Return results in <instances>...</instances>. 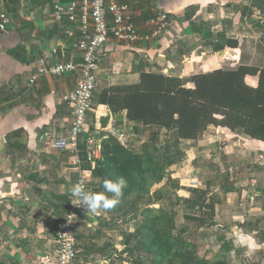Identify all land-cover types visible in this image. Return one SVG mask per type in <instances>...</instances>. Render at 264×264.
<instances>
[{
	"label": "crops",
	"instance_id": "1",
	"mask_svg": "<svg viewBox=\"0 0 264 264\" xmlns=\"http://www.w3.org/2000/svg\"><path fill=\"white\" fill-rule=\"evenodd\" d=\"M74 1L80 3L0 0V15L9 19L6 29H0V264H56V232L79 175L68 143L73 110L62 97L77 88L81 75H44L31 85L29 80L45 55L52 63L81 61L75 48L81 35L78 23L55 17L57 4ZM119 1L130 5L142 33L151 32L147 21L161 13L168 14L170 25L149 41L120 42L111 36L98 54L97 93L106 85L136 83L142 72L180 77L192 87L194 74L239 65L264 68V0ZM229 41L238 46L230 47ZM246 81L256 86L258 77L247 76ZM91 112L95 121L90 125L96 128L87 134L98 137L103 126L97 118L105 117L107 124L116 119L127 135L138 137L133 147L154 135L140 122L128 121L126 112L114 116L96 103ZM158 132L160 138L166 134L165 129ZM183 145L185 159L153 185L149 206L175 213L176 233L210 239L219 253L230 247L229 264L262 251L264 142L210 126ZM89 191H104L92 173ZM131 215L124 202L99 214L82 209L75 264H129L131 257L123 252L126 239L142 219L139 213ZM240 232L252 239L234 243Z\"/></svg>",
	"mask_w": 264,
	"mask_h": 264
},
{
	"label": "trees",
	"instance_id": "2",
	"mask_svg": "<svg viewBox=\"0 0 264 264\" xmlns=\"http://www.w3.org/2000/svg\"><path fill=\"white\" fill-rule=\"evenodd\" d=\"M228 44L238 46L237 41ZM247 76H257V85L247 83ZM190 81L193 86L187 87L180 77L142 72L136 83L104 86L95 97L97 105L109 107L114 116L126 112L128 121L140 122L154 135L140 148L125 147L108 135L102 140L101 158L94 161L87 158L84 138L88 134L80 143L82 167L91 171L99 187L106 179L127 181L119 204L128 205L132 217L142 216L127 236L128 248L123 251L132 264L230 263V247H224V253L201 255L197 244L176 233L175 213L150 207V190L164 180L170 166L185 159L183 142L197 140L210 126L264 142V68L216 69L194 74ZM162 129L166 130L163 139L158 132ZM230 190L236 191L234 187ZM143 204L146 207L140 208Z\"/></svg>",
	"mask_w": 264,
	"mask_h": 264
},
{
	"label": "built area",
	"instance_id": "3",
	"mask_svg": "<svg viewBox=\"0 0 264 264\" xmlns=\"http://www.w3.org/2000/svg\"><path fill=\"white\" fill-rule=\"evenodd\" d=\"M78 9L81 10L79 15L77 14ZM55 17L58 20L67 18L72 23H78L81 35L75 48L81 53V61L52 63L48 56L40 57L36 61V73L29 80V84H33L38 77L44 75L62 77L70 73H80L81 79L77 88L63 95L62 100L73 110L68 143L72 153L76 156L73 164L77 167L79 175L72 186L82 184L86 190H89L91 171L82 167L80 143L83 135L88 133V113L96 91L98 54L111 36L120 42L149 41L159 38L169 27L170 21L167 13H161L147 21L146 24L151 26V32L142 33L133 21L130 5L119 0H80V3L74 1L65 7L57 4ZM0 20V29L4 31L9 24V19L6 14L2 13ZM96 132L98 135L104 132L105 135L97 137L88 134L84 138L89 161L101 158L102 140L108 135L115 137L125 147L130 145L129 136L118 126L116 119L111 118L104 128L101 127ZM186 179L190 181L191 176H187ZM72 199L70 193L66 215L56 232V264H75L77 257L75 236L83 208L73 205ZM68 215H74L71 223L67 220Z\"/></svg>",
	"mask_w": 264,
	"mask_h": 264
},
{
	"label": "clouds",
	"instance_id": "4",
	"mask_svg": "<svg viewBox=\"0 0 264 264\" xmlns=\"http://www.w3.org/2000/svg\"><path fill=\"white\" fill-rule=\"evenodd\" d=\"M126 183L127 181L123 177L106 179L102 186L104 191L99 193L86 190L82 184H75L70 189L71 196L73 197L71 203L93 214H99L101 210H110L120 203V198L123 195V189ZM73 216L68 215L67 220L70 223ZM251 239L252 237L250 235L240 232L237 234L234 243L244 245Z\"/></svg>",
	"mask_w": 264,
	"mask_h": 264
},
{
	"label": "rangeland",
	"instance_id": "5",
	"mask_svg": "<svg viewBox=\"0 0 264 264\" xmlns=\"http://www.w3.org/2000/svg\"><path fill=\"white\" fill-rule=\"evenodd\" d=\"M99 93V92H98ZM96 95H97V89H96V91H95V93H94V97H93V100H92V106H93V103H95V97H96ZM92 106H91V109H90V111H89V113L92 111ZM89 113H88V125H89V128H88V132L90 131L89 129H91L90 128V123H94V119L93 118H95V115H94V117L93 118H91V117H89ZM92 113V112H91ZM96 114V113H95ZM98 119V122L100 123H98L99 124V126H103L102 124H103V122L104 121H106V118L105 117H100V118H97ZM107 122V121H106ZM94 125H96V124H94ZM93 129H94V127L95 126H91ZM96 128V127H95ZM128 135H129V132H128ZM164 137V136H163ZM163 137H161V139L163 138ZM129 139L131 140L130 141V145H134L136 142H138L137 140H138V137L137 136H131V135H129ZM170 168V167H169ZM171 169V168H170ZM191 174L189 173L187 176H190ZM132 218V217H131ZM132 225H135V224H133V223H130V225L129 226H131L132 227ZM211 235H212V233H211V231H208ZM127 234V233H126ZM191 236H192V240L191 239H189V235L186 237V235H185V237L187 238V239H189L190 241H192V242H194L195 244H197L198 245V247H199V249H200V253H201V255L202 254H210V253H219L218 252V248L216 247V242L215 243H213L210 239H206V238H204V237H196V235H194V234H191ZM213 236V235H212ZM77 250V249H76ZM230 262H232V260H230ZM129 264H132L131 262L129 263ZM231 264H264V249L262 250V251H259V252H257V253H255V254H253V256H251V255H249V256H247V257H245L244 258V261H241V262H238V263H235V261H234V263H231Z\"/></svg>",
	"mask_w": 264,
	"mask_h": 264
}]
</instances>
